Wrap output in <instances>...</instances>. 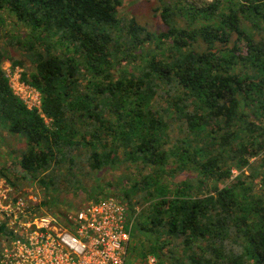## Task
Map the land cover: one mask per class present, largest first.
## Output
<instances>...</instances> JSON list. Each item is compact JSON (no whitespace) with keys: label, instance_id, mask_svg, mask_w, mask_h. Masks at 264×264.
<instances>
[{"label":"trees","instance_id":"obj_1","mask_svg":"<svg viewBox=\"0 0 264 264\" xmlns=\"http://www.w3.org/2000/svg\"><path fill=\"white\" fill-rule=\"evenodd\" d=\"M121 5L0 0V138L23 142L37 210L65 191L114 198L143 259L264 264V0L163 5L160 33ZM6 62L39 109L14 93Z\"/></svg>","mask_w":264,"mask_h":264},{"label":"built area","instance_id":"obj_2","mask_svg":"<svg viewBox=\"0 0 264 264\" xmlns=\"http://www.w3.org/2000/svg\"><path fill=\"white\" fill-rule=\"evenodd\" d=\"M23 89L39 109V93L26 84ZM132 223L126 207L108 198L70 216L63 228L33 214L29 200L0 175V264H126ZM147 260L157 264L153 256Z\"/></svg>","mask_w":264,"mask_h":264},{"label":"rangeland","instance_id":"obj_3","mask_svg":"<svg viewBox=\"0 0 264 264\" xmlns=\"http://www.w3.org/2000/svg\"><path fill=\"white\" fill-rule=\"evenodd\" d=\"M122 5L119 7V16L122 18L131 19L134 18L140 25L147 27L150 31L154 33H160L165 31V25L163 24L160 13L163 5H168L174 7L179 2L182 1L189 4H194L196 6H203L206 2H211L212 0H121ZM2 35L4 32L1 33ZM16 58H20V54H15ZM3 68L10 80V85L13 91L25 102L27 105L35 109L36 98L28 94L23 89L22 74L23 69L13 68L9 62L3 65ZM33 95V94H32ZM36 95V93H34ZM24 149V144L21 139L16 137H11L9 135H3L0 138V175L6 179L9 183L12 181L17 189V194L25 196L32 204V213L36 214L38 217L53 218L56 223L63 228H66L67 220L70 216H74L79 212V210L84 209L87 205L93 203L92 200L87 198L85 195H75L73 191H69L71 194L66 192L65 195H61L59 204L52 207L49 210L47 207H42L37 210V207L44 202L45 196L43 189L35 182L28 181L24 179L23 171L17 166V161L21 150ZM122 172V169L110 170L105 174V178L101 182L106 185L107 182L116 183V179ZM237 176L238 172H234ZM186 177H177L176 181H182ZM107 186V185H106ZM115 187H111L108 191L111 196H119L120 193L115 191ZM139 210V208H138ZM134 225V222L132 223ZM132 232L128 243L127 250V260L126 264H148L147 258L140 257L138 252H141L140 243L132 240ZM154 257V256H153ZM156 258V257H155ZM157 260V258H156ZM158 264V260H157Z\"/></svg>","mask_w":264,"mask_h":264}]
</instances>
